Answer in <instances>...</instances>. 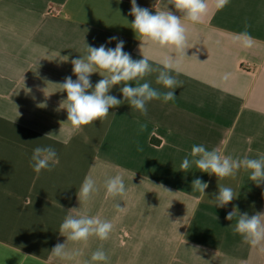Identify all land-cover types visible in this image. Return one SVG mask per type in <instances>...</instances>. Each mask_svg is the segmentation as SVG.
Returning <instances> with one entry per match:
<instances>
[{
  "label": "crops",
  "instance_id": "1",
  "mask_svg": "<svg viewBox=\"0 0 264 264\" xmlns=\"http://www.w3.org/2000/svg\"><path fill=\"white\" fill-rule=\"evenodd\" d=\"M136 2L152 14L167 7V0ZM131 7V0H0V264H85L101 245L107 264H264V252L233 233L236 218L226 219L234 206L240 214L264 213V184L243 169L234 179L194 165L180 169L194 144L233 158L264 154V0H230L222 10L209 0L203 22H185L188 49L179 72L171 73L183 84L173 101L149 102L147 116L125 101L107 119L76 131L60 107L67 93L58 84L77 79L71 61L86 43L114 49L123 40L124 51L142 59ZM245 23L255 39L251 49L233 43ZM113 36L118 40L109 43ZM141 50L153 66L175 55L148 42ZM157 75L145 81L168 91L156 84ZM100 79L91 75L93 87ZM121 87L109 94L123 100ZM37 146L56 150L59 163L50 171L36 174L30 166ZM118 173L126 196L106 200L103 181ZM88 174L99 191L80 204L77 192ZM197 178L208 184L204 195L192 191ZM218 185L238 197L215 206ZM71 209L99 215L114 228L106 241L68 242L81 255L62 261L51 251L67 240L59 227Z\"/></svg>",
  "mask_w": 264,
  "mask_h": 264
},
{
  "label": "clouds",
  "instance_id": "2",
  "mask_svg": "<svg viewBox=\"0 0 264 264\" xmlns=\"http://www.w3.org/2000/svg\"><path fill=\"white\" fill-rule=\"evenodd\" d=\"M119 2V0H117ZM230 0H213L216 10L224 9ZM130 15L134 16L131 28L139 37L142 59L134 60L129 53L124 51V41L113 36L109 43L118 40L115 48H106L105 45L92 47L86 43L84 54L71 61L72 72L77 77L65 78L59 87L67 93L66 100L61 102L60 107L67 111V122L76 131H81L83 126L93 125L94 121H103L109 116V109L120 106L125 101L131 109H135L141 115L147 116V104L153 100H162L163 103L173 101L176 97L174 89L181 87L179 81L171 73L179 72L180 59L186 56L188 31L185 22L199 24L203 22L209 11V0H167V7L155 11L137 5L136 0H131ZM168 5L181 15H175L169 10ZM250 25L245 23L244 31L234 34L233 43L243 49H251L255 45V39L248 32ZM148 42L160 49H171L174 56H165L156 62L157 66L150 63V57L143 54L142 44ZM93 73H99L102 77L95 86L90 80ZM157 73L156 84L162 85L168 91H160L153 88L145 81V77ZM230 73L224 74L222 79L228 81ZM141 81H144L141 83ZM135 82V86L133 83ZM122 85L119 89L123 100L110 95V90ZM144 125H141V129ZM49 135V134H48ZM189 156L191 159H189ZM189 156H185L180 164V169L187 172L193 165L203 173L214 174L219 179L235 178L240 170L249 172V179L257 186L264 184V154L258 158H233L223 155L217 148L207 149L203 144H194ZM59 163L56 150L51 146H37L33 149L30 166L36 174L42 170H51ZM105 199L123 198L127 189L124 183L123 173L108 176L103 181ZM208 184L197 178L192 181V191H198L202 195ZM219 191L215 199L210 201L217 207H224L238 196L233 188L218 185ZM99 188L97 180L92 174H88L77 192L80 204H87L97 194ZM167 191V190H166ZM171 205V204H170ZM118 211H123L119 203L115 205ZM69 210L63 222L60 224V235L67 238L65 243H57L51 255L62 261H72L81 255L80 250H69L68 242L86 245L90 238L95 237L100 241L110 238L114 225L111 221L102 219L99 215H89L87 211L73 214ZM236 218L233 233L241 236L242 240L252 248L264 252V213L257 212L249 216L247 212L240 214L234 206L233 211L227 214L226 219L232 221ZM108 254L102 245L92 252L90 260L85 264H107Z\"/></svg>",
  "mask_w": 264,
  "mask_h": 264
}]
</instances>
